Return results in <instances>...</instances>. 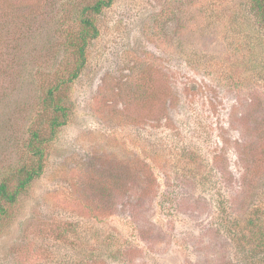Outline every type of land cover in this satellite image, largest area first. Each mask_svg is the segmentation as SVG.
Instances as JSON below:
<instances>
[{"label": "rangeland", "instance_id": "obj_1", "mask_svg": "<svg viewBox=\"0 0 264 264\" xmlns=\"http://www.w3.org/2000/svg\"><path fill=\"white\" fill-rule=\"evenodd\" d=\"M96 1L0 0V183L47 138L40 175L3 204L0 264H249L264 20L251 0ZM83 16L98 33L69 81Z\"/></svg>", "mask_w": 264, "mask_h": 264}, {"label": "trees", "instance_id": "obj_2", "mask_svg": "<svg viewBox=\"0 0 264 264\" xmlns=\"http://www.w3.org/2000/svg\"><path fill=\"white\" fill-rule=\"evenodd\" d=\"M112 0H97L91 7L94 12H99L104 6H108ZM251 3L256 8V11L258 12L259 16L264 20V0H251ZM82 22V29L79 33V39L81 41V44L77 43L75 44L77 48V52L79 54V64L78 67L72 72L71 77L68 79L69 81H73L77 76L78 72L81 68V66L84 63L85 60V46L87 44V41L89 38H93L97 35L98 31L96 29V26L94 22L89 19L86 16H83L81 19ZM264 22V21H263ZM46 101H48V105L52 106L56 114L52 117V119L49 122V127L51 129V132H54L58 127L63 125L65 123L64 117L65 115V108L60 106L59 102H56V99L53 95L52 91H49V94L46 98ZM33 138L37 139V143L34 144L33 142H30V145L32 146V151L36 153L39 158H37V164L35 166H31V168H26L22 170V174L20 177L17 178L16 185L12 190L9 189V185L6 181H2L0 183V217L3 213H5L4 208V202L5 203H13L17 196L26 189V187L34 180L36 177H38L42 170V162L41 157L43 154V150L41 147V144L47 141V138L45 140H40V134L35 131L33 134ZM261 207L257 210H260ZM253 210L254 208H251V212L247 215L250 218L254 219L255 215H259V213H262L264 215V209L262 207L260 212H257L253 216ZM236 221V220H235ZM234 219L231 220V222H228L227 231L230 234H233L234 236L237 233V229L233 225L235 223ZM249 227V226H248ZM251 228V227H249ZM251 234L253 235L251 238V241H254L253 247L250 249H246L245 252L247 253V258L249 259V264H259L261 260H264V251L261 250V248L264 249V231H251ZM259 235V236H258Z\"/></svg>", "mask_w": 264, "mask_h": 264}]
</instances>
